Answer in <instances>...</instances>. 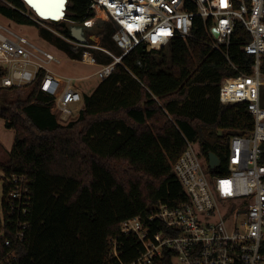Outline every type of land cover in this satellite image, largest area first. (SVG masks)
<instances>
[{
	"label": "trees",
	"instance_id": "trees-1",
	"mask_svg": "<svg viewBox=\"0 0 264 264\" xmlns=\"http://www.w3.org/2000/svg\"><path fill=\"white\" fill-rule=\"evenodd\" d=\"M91 1L69 0L66 18L83 26L96 16ZM26 10L24 0H0V14L35 25ZM73 27L62 22L56 28L73 37ZM114 30L108 28L104 39ZM193 31L197 38L176 37L169 54L135 48L93 94L84 95L83 108L68 124L58 120L53 97L38 83L28 85L27 98L0 101V117L15 129L9 158L0 160V168L6 177L29 175L33 194L26 238L17 245L18 259L9 264H108L111 237L124 242L123 259L132 261L138 244L121 232V223L135 216L147 219L160 202L177 206L187 199L173 169L187 140L198 143L207 163L211 152L220 157L213 174L226 172L231 137L250 133L255 121L246 102H221L223 78L239 71L205 42L201 16L195 17ZM47 33L51 42L63 43ZM233 38L231 59L250 72L255 57L241 48L250 39L243 24H236ZM206 87L215 97L201 99ZM7 224L6 235L13 238L15 225ZM172 255L166 251L156 264H174Z\"/></svg>",
	"mask_w": 264,
	"mask_h": 264
},
{
	"label": "built area",
	"instance_id": "built-area-1",
	"mask_svg": "<svg viewBox=\"0 0 264 264\" xmlns=\"http://www.w3.org/2000/svg\"><path fill=\"white\" fill-rule=\"evenodd\" d=\"M90 8L96 16L83 27H93L103 12L115 27L111 39L120 52L107 48L101 36L89 37L82 30L85 41L76 37L70 41L81 48L79 61L95 66L92 75L101 81L138 46L160 50L176 37L197 38L194 19L201 16L207 32L205 42L239 71L223 78L221 102H246L255 121L250 133L231 137L222 174H213L214 168L201 156L198 143L187 140V148L173 164L187 199L177 206L160 202L145 220L135 216L122 221L121 232L136 240L139 253L126 262L124 242L111 237L108 264H156L166 251L173 254L174 264H264V0H92ZM237 23L250 34L241 46L255 57L250 72L231 59ZM106 57L110 60L100 59ZM61 61L52 49L0 22V86L38 83L53 97L57 113L63 119H73L84 105L77 81L90 75L59 74L52 64ZM137 63L142 65L140 60ZM3 190L6 205L0 210V264H9L18 259L17 245L25 240L29 228L25 218L33 201L31 179L26 173L12 174L3 182ZM7 223L15 225L13 238L6 235Z\"/></svg>",
	"mask_w": 264,
	"mask_h": 264
},
{
	"label": "rangeland",
	"instance_id": "rangeland-1",
	"mask_svg": "<svg viewBox=\"0 0 264 264\" xmlns=\"http://www.w3.org/2000/svg\"><path fill=\"white\" fill-rule=\"evenodd\" d=\"M26 12L37 22L35 25L19 24L15 21L10 20L9 18L5 17L2 14H0V22L7 24L12 29L16 30L21 34L26 35L28 38H30L40 46L50 48L55 53H57V55L60 58H62V61L61 63L52 64V69L55 72L64 75H72L75 77L90 75L88 78L80 79L77 82L81 90L83 91L84 95L93 94L102 84L101 79L97 75H92L95 72L96 67L89 64L81 63L79 61L81 48L76 43L70 41L72 40V37H67L66 35L61 33L56 27L57 24L59 23L67 22V24L69 25H73L75 27L80 28L82 32L87 33L89 37L99 38L101 36V40L103 41V44L107 48L118 53L120 49L115 44V42L112 39H107V35L106 38L104 39L105 34H107L106 30L112 27L113 23L105 19V16H99L96 18V22L94 23L93 27L84 28L80 23L70 20L68 18H64L59 22L39 19L37 14L28 5ZM47 32L55 34L57 37L61 38V40H63V43L59 41L53 43L54 41V38L52 37L53 35ZM73 37L75 36L73 35ZM51 40L53 41L51 42ZM65 42L68 44L63 46ZM66 47H69V49H67ZM169 47L170 45L163 48L167 54H169V49H170ZM30 90H31V86L28 85L13 87L12 89L0 86V101L3 103H7L17 100L19 98L21 99L27 98ZM199 94H201V99L206 98L208 96L215 97V90L206 87L202 89L201 93L199 92ZM54 109L55 108L53 104L52 111L56 113V115L58 116V120L62 124H68L71 120L77 118L76 116L73 119H63L57 113V110ZM98 137L99 136H97V138L93 141L94 143H97L99 141ZM14 140H15V129L13 127H9L7 125L6 120L0 117V160L1 161L8 160L11 149L13 147ZM5 179H6L5 173L3 169L0 168V210L3 207V203L5 200V193L3 190V182L5 181Z\"/></svg>",
	"mask_w": 264,
	"mask_h": 264
},
{
	"label": "water",
	"instance_id": "water-1",
	"mask_svg": "<svg viewBox=\"0 0 264 264\" xmlns=\"http://www.w3.org/2000/svg\"><path fill=\"white\" fill-rule=\"evenodd\" d=\"M24 1L37 14L39 19H50L52 21L59 22L67 16V7L69 0H52V2H49V0ZM45 6L51 8L48 11L49 14L44 13V10L46 9ZM73 35L80 41H85L80 28L73 27ZM208 163L211 168H216L221 163V159L216 153L211 152Z\"/></svg>",
	"mask_w": 264,
	"mask_h": 264
},
{
	"label": "bare ground",
	"instance_id": "bare-ground-1",
	"mask_svg": "<svg viewBox=\"0 0 264 264\" xmlns=\"http://www.w3.org/2000/svg\"><path fill=\"white\" fill-rule=\"evenodd\" d=\"M44 13L49 14L48 11L51 9L50 7L45 6ZM103 16H106L103 12L101 13ZM42 20H50V19H42Z\"/></svg>",
	"mask_w": 264,
	"mask_h": 264
},
{
	"label": "snow or ice",
	"instance_id": "snow-or-ice-1",
	"mask_svg": "<svg viewBox=\"0 0 264 264\" xmlns=\"http://www.w3.org/2000/svg\"><path fill=\"white\" fill-rule=\"evenodd\" d=\"M49 2H52V0H49Z\"/></svg>",
	"mask_w": 264,
	"mask_h": 264
}]
</instances>
